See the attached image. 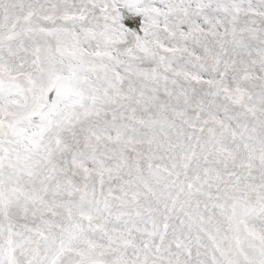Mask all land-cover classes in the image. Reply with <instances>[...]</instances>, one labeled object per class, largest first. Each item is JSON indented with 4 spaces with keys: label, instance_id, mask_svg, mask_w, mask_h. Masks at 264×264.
I'll list each match as a JSON object with an SVG mask.
<instances>
[{
    "label": "snow or ice",
    "instance_id": "6c2138e0",
    "mask_svg": "<svg viewBox=\"0 0 264 264\" xmlns=\"http://www.w3.org/2000/svg\"><path fill=\"white\" fill-rule=\"evenodd\" d=\"M0 264H264V0H0Z\"/></svg>",
    "mask_w": 264,
    "mask_h": 264
}]
</instances>
